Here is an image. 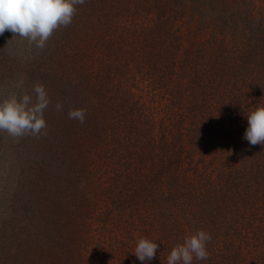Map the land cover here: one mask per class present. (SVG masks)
<instances>
[{
	"label": "trees",
	"instance_id": "16d2710c",
	"mask_svg": "<svg viewBox=\"0 0 264 264\" xmlns=\"http://www.w3.org/2000/svg\"><path fill=\"white\" fill-rule=\"evenodd\" d=\"M249 9L246 0H86L43 49L12 58L5 78H23L28 92L43 84L51 102L65 106L59 117L66 122L42 146L47 161L58 155L55 143L81 145V133L89 149H107L97 185L104 206L85 201L98 168L82 164L77 147L68 157L76 181L69 199L54 175L39 201L20 202L21 166L3 160L13 138L0 132L12 191L0 197V264H79L87 246L101 252L99 264H143L134 253L142 237L159 243L148 264H167L172 248L200 229L211 233L210 256L193 264H264V145L243 139L247 114L264 105V13L255 21ZM6 32L10 43L21 39ZM86 82L103 99L96 118L79 104ZM73 105L86 111L83 123L64 117ZM49 106L47 126L57 115ZM230 122L239 135L234 156L218 153L225 146L217 133L229 136ZM38 170V177L53 175L46 165ZM91 210L97 230L82 222Z\"/></svg>",
	"mask_w": 264,
	"mask_h": 264
},
{
	"label": "clouds",
	"instance_id": "9594fccd",
	"mask_svg": "<svg viewBox=\"0 0 264 264\" xmlns=\"http://www.w3.org/2000/svg\"><path fill=\"white\" fill-rule=\"evenodd\" d=\"M86 0H0V36L5 31L26 40L29 46L43 49L54 31L60 26L72 23L76 5ZM21 45L17 51H24ZM28 48L27 51H31ZM15 54V52L13 53ZM24 79L16 81L13 91L7 98L0 100V132H7L13 138L25 135H38L47 127L44 111L51 103L43 84H35L31 92L24 90ZM62 104H57L59 111ZM69 118L83 123L86 111L82 108L69 110ZM248 126L243 139L249 145H264V105L247 114ZM211 233L200 229L184 237L183 243L172 248L167 264H193L194 260L206 261L210 253L208 242ZM159 243L142 237L137 240L134 253L143 264L156 257Z\"/></svg>",
	"mask_w": 264,
	"mask_h": 264
},
{
	"label": "rangeland",
	"instance_id": "374dc122",
	"mask_svg": "<svg viewBox=\"0 0 264 264\" xmlns=\"http://www.w3.org/2000/svg\"><path fill=\"white\" fill-rule=\"evenodd\" d=\"M246 1L249 2V8L250 9L248 12H251V14H253V16H254L253 20L257 21V19L260 17V15H262L264 13V0H246ZM188 17H189V13L186 14L185 19L188 20ZM21 45L23 46V48L25 50L24 51H17V49H19L21 47ZM6 46H7V49H6L7 55L1 56V53L4 51V49H1V48H3V47L6 48ZM30 47L31 46L28 45V42L26 40H22V38L17 40V41L15 39H12V41L10 43V41H8V36H7L6 31H5L4 35L0 37V100L7 98L9 95L12 94L13 91H16L14 88V84H15L14 81H12L10 77L5 78V76H4L5 73L2 71L4 69L8 68V66L12 62L13 57H16L15 58L16 61L18 59L25 60L26 58L24 56H29V51L26 52V50ZM14 52H15V54H13ZM21 54H23L24 56H22ZM26 62H27V60H26ZM76 81H75V83H77ZM88 81L91 82L90 76H88ZM90 82L83 83V85H82L83 91L80 92V94H79L80 95L79 96V99H80L79 104L81 107H84V108L86 107L85 109L87 111V116L94 114V117L96 118V116L99 115V114H97L98 105L100 102H102L103 99L99 93L98 85L96 84L95 86H93V84ZM9 83H11V84H9ZM78 84H79V82L77 83V85ZM9 86H11V87H9ZM74 87H75V85H74ZM6 91H7V93H6ZM97 93H99L98 99L96 97ZM262 94H264V87H263V93ZM50 107H51V109L56 108V104H54V102H51L49 108ZM73 107L77 108L75 105H73ZM64 108H65V106L62 109H64ZM50 113H56L57 115L52 114V116L49 117L50 119L47 120L49 127L47 126L46 128L49 130V128L51 127L50 130H52L51 133L49 134V136L47 135L48 133L46 130L44 132V134L40 133L38 135H25L23 137H18V138L11 137V139L13 138L11 140V145L7 146V151L5 154L6 157L3 160H8L9 158L13 157L12 161L14 162V166H21V168L19 167V170H16L17 174H19L18 178L22 177L24 179L23 187H21L20 185H15L16 191L21 190L24 193V194L22 193L24 196L23 195H21L22 197L19 196L20 198H18V200L20 202H22L23 204L26 202H29V201L35 202L34 199H36V201H39L40 198L42 197L41 194L45 190V188H42V187L48 186L50 181H52L51 179L54 175L59 176V178H61V177L63 178V184H60L62 189H64L62 197H63V199L65 198V200L69 199L70 196L68 195V193H69L68 191L71 192V185L74 184L76 181H75V177L71 173V168L68 169V166L70 164L68 157L69 156H71V157L75 156V154H76V148L75 147H77V149L79 151L78 153L81 155L80 156L81 163L84 164L85 162H88L89 165L85 163L87 165V167H90L91 165H93V167L98 168L90 176L91 186H89V188L86 189L87 190L86 192H83L84 195L86 194V196H87L85 201H87V203L90 204L89 206L91 208L98 205V204H100L101 206H104V204L100 203V201L102 200V197L97 190V185H98V181L100 180L99 178H101V180H103L105 178V174L103 172L105 169V164H104L105 161H103L104 155H102V154L104 153V151L106 152L107 149L105 147H101V146L96 147L95 149H89L88 146L90 145V141H87L88 137H85V135H83V133H81L78 135V138L81 137V139H82L81 145H80V139L78 142L79 145H76V146L73 145V147H71L67 143H61L64 147L60 148L61 146H58L59 147L58 148V147H56V143H55V147H52V149L55 151L57 150L58 155L55 154L56 156L53 158L52 162L47 161L45 159V153L42 152L43 143H45L46 138H48V139L51 138V136L55 132L56 127L58 126V124L60 122H66V121L61 120L62 118L59 117L60 115H63V113L60 110L59 111L57 110L54 112L51 111ZM52 117H54V118H52ZM64 117L69 118V115L66 114V116H64ZM54 119H56V120L54 121ZM92 119H94V118H92ZM90 123H91V121H90ZM225 125H226L225 127H227L226 131L230 130V128H232V129L229 132V136H227L228 132L227 133L223 132L221 134H219V132L217 133V138H218L217 142L219 143L221 141V143L224 144V146H225V148L223 150H219L218 153L221 154V152H228L227 154L229 156H232V155L234 156V154L232 152V148H236L237 146H239L238 130H237V127L234 126V124H232V122L227 123ZM55 136H56V134H55ZM53 139L55 140V138H53ZM18 152H19V154H18ZM99 156H101V157H99ZM41 157H42V159H41ZM44 165H46L47 168H49L51 170L53 175H50V172H48L49 177H48V175H43L45 178L38 177V175H39L38 174V172H39L38 167L42 168V166H44ZM35 167H37V168H35ZM76 168H78V166L74 167V169H76ZM4 173H6V164H3L1 162L0 163V197H2V196L10 197V196H12V191L10 189L11 185L5 184V181L8 179V177H6L4 175ZM35 179L36 180L39 179L40 181L35 183V181H34ZM1 199L2 198H0V201L3 200V199L2 200ZM65 207L69 211H72L74 209V205L73 206L70 205L69 201L65 202ZM92 212L93 211L91 210V212L87 215V217L84 216L82 222L87 223L90 229L97 230V226L100 225V223H98L94 220V215H93L94 213L92 214ZM85 229H88L86 224L84 225L82 230H85ZM51 232H53L52 229H51ZM51 236H53V235H51ZM24 241H25L24 238H17V240H16L17 244H20V245H22L24 243ZM81 241H82V239H81ZM49 247L46 246V249H49ZM26 251H27V247L25 250L24 246L16 249L14 251L15 257L13 258V260H17V262H18L20 256L25 254ZM97 252L98 251H96L95 248H93L91 246H87L86 248L81 247L80 248L81 261H79L80 260L79 257L76 258V261H79V264H99L100 262L98 260H96V257L98 256V254H101V252L100 253H97ZM110 253H112V252H109V251L106 252L107 255ZM36 258L38 260V258H39L38 254L36 255ZM82 258H83V261H82ZM86 259H88L89 263L85 262Z\"/></svg>",
	"mask_w": 264,
	"mask_h": 264
}]
</instances>
